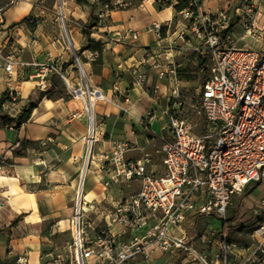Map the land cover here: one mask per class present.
<instances>
[{
    "label": "crops",
    "instance_id": "0c3cea01",
    "mask_svg": "<svg viewBox=\"0 0 264 264\" xmlns=\"http://www.w3.org/2000/svg\"><path fill=\"white\" fill-rule=\"evenodd\" d=\"M107 1L110 0H85L84 3L71 0L66 7L72 46L74 41L92 80L108 83L106 89L102 88L108 100L98 101L95 108L98 146L86 175L88 183L85 181V191L90 200L85 201V215L88 218L95 216L101 226L107 227L120 239L130 241L137 235H143L144 230L123 226L113 221L109 213L119 201L137 192L141 183L138 179L128 181L129 191L123 189V184L106 187L104 180L110 174L112 164L104 156L111 155L113 142L123 139L131 141L135 147L126 154L127 158L134 159L142 151H147L148 139L145 133H138L135 126L145 130L141 118L150 110L157 112L162 98L173 95L177 79H173L175 76L170 70L180 66L182 54L195 49L199 41L193 37L188 41L178 38L181 15L176 11L175 4L161 0H124L126 6L115 7L106 24L99 26L98 14L102 10V2ZM227 1L202 0V6L207 12H217L225 8ZM251 1L255 5L258 24L261 25L264 22V0ZM234 4L241 6V11L245 8L244 0H234ZM26 20L35 24L34 28ZM54 21L51 11L46 6H40L39 0H17L0 21V44L6 52L29 63L19 68L14 77L17 101L10 111L0 109V115L16 116L30 101L37 103L31 118L20 129L12 127L0 117V230L23 215L20 225L27 226L28 231L17 234V229H14V237L10 241L15 242L14 253L19 254V258L25 257L27 264L42 262L39 256L44 238L40 223L59 211L62 213L75 200L87 157L89 119L84 114L78 119L71 117L80 111L81 103L67 97V94L56 92L53 97L41 96L42 92L54 85L65 89L60 71L73 74V69H76L73 60L77 53L75 46L72 53L60 38L54 37L49 31H42L44 26L53 27ZM155 22L163 25L161 36L155 30H150ZM170 23L172 25L168 27ZM232 25L239 44L243 45L244 41L240 39L241 17L236 15ZM84 26L89 27L91 38L102 43L101 54L88 45L82 31ZM134 31L138 32V38L133 37ZM155 52L160 53V66H155L151 58ZM42 63H53L59 70L50 68L45 78H42L38 65ZM144 70L148 78L144 84H138L137 76ZM8 85L5 70L0 65V94L7 91ZM127 96L131 102L125 101ZM119 104L127 108L128 112L121 110ZM9 106L6 104L5 107ZM149 124L154 126V121ZM26 141L34 145L27 148L26 155H18L16 151ZM148 168L155 173L158 169L161 171V167L156 168L152 163ZM162 169L164 173V160ZM43 181L45 187L39 188ZM58 186H64L65 189L56 190ZM260 186L253 189L250 195L258 193ZM233 220L224 224L218 218L190 214L179 234L190 237L198 249L214 257L217 247L202 243L199 235L210 232V229L224 230L229 234ZM27 249L29 258L22 255ZM0 255L9 264H19V258L14 263L9 261L12 254L4 252L1 245ZM184 255L183 250L164 253L156 248L150 257L140 254L125 264H183L180 258Z\"/></svg>",
    "mask_w": 264,
    "mask_h": 264
},
{
    "label": "built area",
    "instance_id": "2783aa9c",
    "mask_svg": "<svg viewBox=\"0 0 264 264\" xmlns=\"http://www.w3.org/2000/svg\"><path fill=\"white\" fill-rule=\"evenodd\" d=\"M17 0H5L0 4V21L6 10ZM177 4L179 0H161ZM245 8L236 6L228 0L225 8L217 12L203 9L202 0H190L189 6L180 11L181 27L178 38L188 41L192 37L199 41L195 49L200 55L209 54L211 73L202 85L199 102L204 115L201 130L181 111L179 83L173 89V100L164 110L170 118L169 139L163 145L165 172L157 174L149 170L152 158L147 151L134 159L126 154L133 150L134 144L127 140L113 142L112 152L104 158L112 164L106 187L118 186L123 182L138 179L140 189L123 198L110 211L111 219L123 226L144 230L133 240L120 239L107 227L86 223L85 201L77 192L75 210L72 214L74 250L69 254L58 253L40 264H125L140 254L150 257L156 248L164 253L183 250V264H264V197L256 201L254 222L248 234L250 243H239L224 230L210 229L199 235L204 244L217 247L214 257L198 249L192 239L180 235L190 214L199 217H213L224 224L229 220L228 210L232 198L244 192L251 184L264 183V22L258 24L254 3L244 0ZM60 9L66 0H59ZM124 0L102 2L98 14L99 26H104L115 7H125ZM63 11V10H62ZM60 14V10H59ZM241 17L243 45L233 32V20ZM171 23L168 27H171ZM150 30L162 35L163 25L155 22ZM138 38V32H133ZM76 60L82 72L83 63L79 55ZM155 66H160V53L151 57ZM0 65L3 66L8 85L9 100L0 109L11 110L18 99L14 77L19 68L29 63L5 51L0 44ZM40 75L45 78L50 68L59 70L53 63L38 64ZM170 72L176 77L173 67ZM61 76L68 86L71 78L66 72ZM147 71L139 72L137 83L144 84ZM81 84L74 88L77 97L84 94L87 110L88 150L91 128L95 134V114L89 116V103L92 95L103 96L102 89ZM88 93H83V92ZM0 94V104L1 97ZM99 100H96V105ZM131 102L129 96L125 99ZM10 104L9 107H5ZM121 110L127 108L118 105ZM9 110V111H10ZM147 118V115L141 119ZM83 203V205H82ZM89 226L93 231L87 230ZM25 257L19 264H27Z\"/></svg>",
    "mask_w": 264,
    "mask_h": 264
},
{
    "label": "rangeland",
    "instance_id": "374dc122",
    "mask_svg": "<svg viewBox=\"0 0 264 264\" xmlns=\"http://www.w3.org/2000/svg\"><path fill=\"white\" fill-rule=\"evenodd\" d=\"M4 1L5 0H0V4L3 3ZM58 1L59 0H39L40 6H46L51 11L52 16L55 18V21H54L55 23H53V27L44 26L42 27V31H49L54 37L60 38L63 44L67 48H69L72 53L74 52L73 47L75 46L76 51L84 66V61H85L84 58L80 56L79 49H77L73 40L72 41H73L74 46H72L62 26V20H61V16L59 14V8H58L60 4H58ZM70 1L71 0H66V4L63 5L64 6L63 13L65 15V20H66L68 31L71 34L70 21L66 14V7L70 4ZM251 3L253 4V1H251ZM34 22H36L35 19H34ZM196 55H200V53L197 50L195 49L187 50L182 54L181 62H182V65L185 67L189 66L188 67L189 70L193 74L198 76L197 80L191 81V82L180 81L178 79V71L176 68V71H177L176 81H180L179 82V95H180V101H181L182 114L188 117L192 122H194L197 130H201L204 124V115L201 110V105L199 102V94L202 88V83L199 80L201 71L199 69L198 58ZM73 60L76 65V69H73V74H69V77L71 78V86H68L66 81L61 76L62 84H63L62 86L68 90L67 97H72L81 103L80 111H76L74 114L71 115V117H73V119H78L84 114L88 118L84 100L82 98L77 97L76 94L73 92V89L79 87L81 84L86 86V82L85 80H83L82 70L80 69L78 65L75 55L73 56ZM211 65H212V61L210 60L209 66L211 67ZM85 70L87 74V79L92 89L94 88L106 89V86L108 85L106 81H103L101 83L93 81L92 76L89 73V71L86 69V67H85ZM173 79L175 80L176 78L174 77ZM172 96L173 95H170V94L165 97L161 96V98L162 97L163 98H162V102H161L159 109H157V112L150 110L146 114L147 118H145L144 122H142L141 124L143 125V127H145V130H142L139 127L135 126V129L137 130V132L145 133V137L148 139V143H147L148 145H147L146 150L147 152L151 154V158H152L151 163L156 165V168L161 167L160 169L161 171H159V169L157 171L158 174L163 173V169H162L163 160H164L163 145L165 143V139L167 140L170 137V134L168 133L170 118L168 115H165L164 117L161 118V115L164 114V110L168 107V105L173 100ZM15 112L16 111H13V113ZM154 116L155 118H153ZM152 120L154 121V126L149 124V122ZM88 135L89 133H88V126H87V134H86V138H87L86 150L87 151H88ZM32 143H26V142L22 143L20 150L24 152L23 155H26L27 153L26 151L28 147H30L31 145H34ZM97 144L98 142L94 143V149H93L94 155L95 153L97 154V146H98ZM93 154H92V158H93ZM80 180H79V183H80ZM86 182L88 183V180ZM122 184H123V189L125 191L130 190V188L127 186L129 185L128 182H124ZM260 185H261L260 190L256 194L250 195V192L244 191L240 194L234 195L232 198V203L230 205L231 209L229 208L228 213L230 210H233L238 203H239V211L236 215V218L233 220L234 224L231 225L229 229V236L230 238H232L233 240L239 243L245 244L250 241V237L248 234L250 233L252 229V224L254 222V207H255L256 201L264 197V184H260ZM44 187H45V182L43 181L42 183H40L39 188H44ZM64 189H65L64 186L56 187V190H64ZM77 189H78V186L76 190ZM71 214L72 213H69V214H66L63 212L61 213L59 211L55 215H51V217L43 219L41 221L40 231L44 238V240L42 241V244H43L42 250L39 256L41 261H44L50 258L52 255H56L58 253L70 255L73 252L74 233H73V228H72V215ZM85 219H86L87 224L91 222L92 226L100 225L99 224L100 221L96 219L95 216L91 215L90 218L85 216ZM6 222L8 221H4L3 223H6ZM10 224L4 225L3 229L0 230V245L2 246V249H4V252H7V254L11 252L12 255L9 257V261L11 263H14L17 261L20 255L19 254L17 255L16 253H14L15 242L12 243L10 239L14 237L12 235L15 233L14 229H17V234H18V233L28 231L27 230L28 227L25 225H20V221H19L18 224L14 226L15 228L12 227L9 230ZM18 225H20V228H18ZM87 230L89 232L93 231L89 226H87ZM22 255L27 256L29 258L30 256L29 250L27 249L25 252H23Z\"/></svg>",
    "mask_w": 264,
    "mask_h": 264
},
{
    "label": "trees",
    "instance_id": "16d2710c",
    "mask_svg": "<svg viewBox=\"0 0 264 264\" xmlns=\"http://www.w3.org/2000/svg\"><path fill=\"white\" fill-rule=\"evenodd\" d=\"M78 1L82 2V3L85 2V0H78ZM189 3H190V0H179V2L177 4H175L174 7H175L177 12H180L183 9H185L186 7H188ZM26 21H28L30 26L32 28H34L35 24H33L30 20H26ZM82 31L84 33V36L86 37L88 45L90 47H92L93 49L97 50L101 54L102 53V43L100 41H96L93 38H91V31H90L89 27L84 26L82 28ZM196 56L198 58L199 69L201 71V75L199 77V80L201 81V83L203 85L211 73V67L209 66L211 58H210L209 54H206L203 56L202 55H196ZM188 67L189 66L185 67L182 64L177 67L178 79L182 82H191V81L197 80V78H198V76L193 74L189 70ZM55 92L57 94H60V95H66L67 94V90L61 89L58 86L54 85L51 88H48L47 90L42 92L41 96L43 97L45 95H48L49 97H53V96H55ZM199 97H200V95H199ZM9 99H10V97L8 95V92L7 91L4 92L3 96L1 97V104L0 105H2L3 102H5ZM36 106H37L36 102L30 101L16 116H11L9 114H5V115H0V117L7 124L11 125L12 127L16 128V129H20L24 125V123L29 121V119L32 116L33 110L35 109ZM26 143H32V142L26 141ZM16 153L18 155L24 154V152L21 150H17ZM258 185H259L258 183L248 185L244 191L251 192ZM238 211H239V203L235 206V208L233 210L229 211V220L235 219ZM22 218H23V215H20L19 217L12 220L9 230L12 227L16 226ZM0 264H9V262L2 255H0Z\"/></svg>",
    "mask_w": 264,
    "mask_h": 264
},
{
    "label": "bare ground",
    "instance_id": "6f19581e",
    "mask_svg": "<svg viewBox=\"0 0 264 264\" xmlns=\"http://www.w3.org/2000/svg\"><path fill=\"white\" fill-rule=\"evenodd\" d=\"M58 8L60 10V16H61V20H62V26H63V28L65 30V33H66V35H67V37L69 39L71 36L69 37L70 33L68 31V28H67V24H66V20H65V15H64V13L62 11V10H64V8L63 9H60V5L58 6ZM82 73H83V77L86 78L87 77V74H86L85 67H84V72H82ZM83 93H88V92L85 91ZM79 95L83 99L85 98L84 97V94H82V92ZM102 95L103 96H97V95H94V94L92 95V103H89V116H91V119H92L93 115L95 114L96 100H99V101H101V100H108V96L106 95V93L104 91H102ZM94 137H95V134H94V132L92 131V128H91V137L89 139V143L91 144V147L89 145V150L87 151L86 161L84 163L83 170H82V177H81V180H80L78 189H77V192L80 194V196H82V198H83L84 201L90 200V196L85 191V181H86V175H87V172H88V165L90 164V161H91V158H92V154H93L94 143H95L94 142V139H93ZM75 202H76V199L73 201V203H70L69 207L66 208L63 211V213H66V214L72 213L73 214V211L75 210ZM82 205H83V203H82Z\"/></svg>",
    "mask_w": 264,
    "mask_h": 264
},
{
    "label": "water",
    "instance_id": "95a60500",
    "mask_svg": "<svg viewBox=\"0 0 264 264\" xmlns=\"http://www.w3.org/2000/svg\"><path fill=\"white\" fill-rule=\"evenodd\" d=\"M69 41H70V43L72 44V42H71L70 38H69ZM75 54H76V53H75Z\"/></svg>",
    "mask_w": 264,
    "mask_h": 264
}]
</instances>
